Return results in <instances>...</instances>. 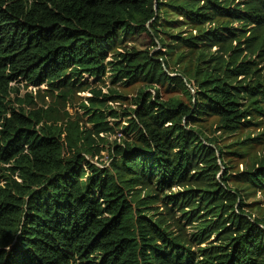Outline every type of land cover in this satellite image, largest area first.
<instances>
[{"label": "trees", "instance_id": "1", "mask_svg": "<svg viewBox=\"0 0 264 264\" xmlns=\"http://www.w3.org/2000/svg\"><path fill=\"white\" fill-rule=\"evenodd\" d=\"M196 2L177 5L193 22L227 14L264 27V0H252L246 9H232L223 0ZM156 18L155 0H0V164L7 165L0 175V264H264V220L243 217L235 198L224 209L223 202L212 203L217 189L200 196L198 207L205 213L217 218L225 211L238 227L225 245L201 249L200 255L147 214L157 194L133 198L138 185H154L163 193L185 180L205 155L214 161L209 166L219 169L213 150L186 127L184 117L214 112L224 127L236 129L249 122L241 100L264 97L260 81L234 84L207 71L198 80L197 97L192 96L183 78L166 72V59L161 62L148 51L107 61L119 32L154 42L147 24ZM223 34L212 28L199 36L208 44L224 40ZM251 62L232 63L225 72L250 74ZM108 64L122 79L181 84L193 106L146 99L141 92L133 110L137 141L116 146L111 167L80 150L66 155V137L43 123L41 111L12 105V82L70 88L84 74L105 75ZM246 178L264 186V164ZM164 197L174 206L196 202L191 194L180 202L176 195ZM203 226L211 229L206 237L227 228L220 219Z\"/></svg>", "mask_w": 264, "mask_h": 264}, {"label": "rangeland", "instance_id": "2", "mask_svg": "<svg viewBox=\"0 0 264 264\" xmlns=\"http://www.w3.org/2000/svg\"><path fill=\"white\" fill-rule=\"evenodd\" d=\"M184 1L193 3V0H155L157 18L147 24L154 33V42L144 40L142 36L119 32L107 61H119L121 54L127 52L148 51L152 58L161 62L166 59V72L183 78L195 97L198 80L206 71L225 76L234 84L264 83V27L227 14L212 15L208 22H193L177 6ZM223 1V5L232 9H246L252 0ZM198 2L203 3L204 0ZM212 28H219L225 38L214 42L209 40L205 44L206 40L199 35ZM244 60L252 61L250 74L235 76L232 72H225L227 67H234V63ZM112 67L108 64L106 74L101 77L84 74L81 83L77 80L70 88H53L48 83L33 86L12 82V105L23 107L27 112L41 111L43 123L60 129L62 136L66 137V155L80 150L87 159L100 166L111 167L116 146L137 141L138 132L132 126L133 110L138 106L136 101L141 92L145 93L146 99L152 96L159 101H176L193 107L191 96L181 84L151 82L143 77L122 79ZM195 100L192 98V101ZM241 103L249 110V122L236 129L224 127L221 117L214 112L200 116L194 113L195 117L191 119L184 117L186 127L200 134L205 148L213 150L219 169L209 166L214 161L205 155L196 159L195 167H190L185 180L175 183L163 193L147 183L136 186L133 193L134 199L147 193L157 194L151 206L153 208L147 214L160 221L172 236L196 255L201 254V249L225 245L238 230L231 222V216H227L229 213L221 211L216 218L211 212L205 213L201 205L198 207V200L205 191L218 190L211 192L215 197L212 201L214 205L223 202L224 209H228L235 198L243 217L264 220V186H255L246 178L248 172L264 164V97L253 96L241 100ZM95 113L100 116L98 121H94ZM1 166L0 175L5 173L2 167L7 165ZM167 194L176 195L179 202L185 201L191 194L196 202L187 200L180 206H174L164 197ZM198 214L203 216L197 218ZM214 219L223 220L227 228L221 227L206 237L211 229H204L203 223L213 224Z\"/></svg>", "mask_w": 264, "mask_h": 264}]
</instances>
